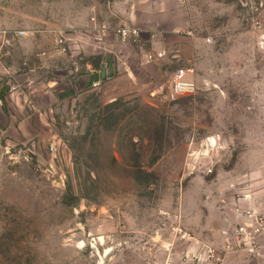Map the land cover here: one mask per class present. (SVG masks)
Wrapping results in <instances>:
<instances>
[{"label":"rangeland","instance_id":"374dc122","mask_svg":"<svg viewBox=\"0 0 264 264\" xmlns=\"http://www.w3.org/2000/svg\"><path fill=\"white\" fill-rule=\"evenodd\" d=\"M80 1L0 0V264L166 263L264 175V0H170L136 81L95 86Z\"/></svg>","mask_w":264,"mask_h":264},{"label":"crops","instance_id":"0c3cea01","mask_svg":"<svg viewBox=\"0 0 264 264\" xmlns=\"http://www.w3.org/2000/svg\"><path fill=\"white\" fill-rule=\"evenodd\" d=\"M81 0L80 9L75 11L76 19L84 26L78 29L75 37L84 45V51L93 55H103L101 69L95 64H86L91 69L92 86L99 85L104 78L111 79L113 74L124 73L130 81H136V68L150 63L144 53V41L155 43L157 36L164 33L163 25L168 23L170 0H96L89 5ZM86 22V23H85ZM121 25H129L139 31L137 39L124 40L118 34ZM194 40L190 39L193 47ZM154 46V44H152ZM188 58L191 59L190 56ZM146 60V62H145ZM143 63V64H142ZM194 74L191 75L196 83ZM253 144L263 146L262 140ZM221 146V145H220ZM263 172L250 173L245 179L237 182L231 178L221 183L222 196L219 198V213L215 225L204 226L200 232L211 234L204 240L193 237L192 242H185L169 253V257L161 264H209L208 249L216 248L222 253V264H264V238L260 250L251 254L245 250L225 252L228 238H232L240 222L243 210L253 209L264 215V175ZM217 222V223H216ZM228 233V236L225 233ZM184 250L182 251V249Z\"/></svg>","mask_w":264,"mask_h":264},{"label":"built area","instance_id":"2783aa9c","mask_svg":"<svg viewBox=\"0 0 264 264\" xmlns=\"http://www.w3.org/2000/svg\"><path fill=\"white\" fill-rule=\"evenodd\" d=\"M122 38H136L139 36L137 29L129 26H123L118 30ZM159 57H163L164 53L160 52ZM153 59V56H150ZM193 68L177 69L171 78L168 87V96L176 99L180 96L191 95L197 90L196 83L189 78L194 74ZM225 235L228 236L226 232ZM264 238V215L253 209L243 210L240 213V222L238 223L232 238L227 239L225 252L235 250H245L254 254L260 250L262 239ZM207 260L209 264H222V253L216 248L208 249Z\"/></svg>","mask_w":264,"mask_h":264}]
</instances>
